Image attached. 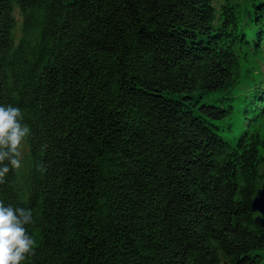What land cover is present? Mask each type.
I'll return each mask as SVG.
<instances>
[{"label":"trees","instance_id":"trees-1","mask_svg":"<svg viewBox=\"0 0 264 264\" xmlns=\"http://www.w3.org/2000/svg\"><path fill=\"white\" fill-rule=\"evenodd\" d=\"M251 58L264 0H0V106L31 128L0 184L33 211L23 264H264Z\"/></svg>","mask_w":264,"mask_h":264},{"label":"clouds","instance_id":"clouds-1","mask_svg":"<svg viewBox=\"0 0 264 264\" xmlns=\"http://www.w3.org/2000/svg\"><path fill=\"white\" fill-rule=\"evenodd\" d=\"M30 135L19 107L0 106V184L7 174L21 169V148ZM36 171L43 174L46 169L37 163ZM34 222L32 209L5 206L0 201V264H23L35 254L37 241L26 228Z\"/></svg>","mask_w":264,"mask_h":264},{"label":"rangeland","instance_id":"rangeland-1","mask_svg":"<svg viewBox=\"0 0 264 264\" xmlns=\"http://www.w3.org/2000/svg\"><path fill=\"white\" fill-rule=\"evenodd\" d=\"M248 62H250L248 65L246 63H243L242 71L244 72V77L242 78L240 85L236 89L237 92L248 93L249 91L254 89V86H255L254 84L264 85V78H263L264 59L251 58L247 61V63ZM218 96L220 95L219 94L214 95L212 99L217 98ZM232 124H233L234 135L238 136L240 132H242L243 128L245 127V124H243V122L237 118L232 121ZM255 124L259 131V134L261 135L262 138H264V115L263 114L262 116L256 119ZM261 151L263 152L264 149H262ZM21 152H22V160H21V163H22L24 161V157H23L24 144L22 145Z\"/></svg>","mask_w":264,"mask_h":264},{"label":"water","instance_id":"water-1","mask_svg":"<svg viewBox=\"0 0 264 264\" xmlns=\"http://www.w3.org/2000/svg\"><path fill=\"white\" fill-rule=\"evenodd\" d=\"M252 210L259 214L255 220L264 230V184L253 199Z\"/></svg>","mask_w":264,"mask_h":264}]
</instances>
